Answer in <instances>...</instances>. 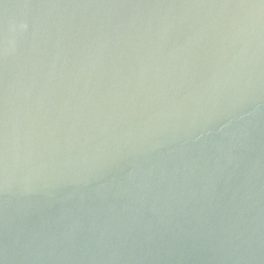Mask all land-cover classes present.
<instances>
[{
  "label": "water",
  "instance_id": "water-1",
  "mask_svg": "<svg viewBox=\"0 0 264 264\" xmlns=\"http://www.w3.org/2000/svg\"><path fill=\"white\" fill-rule=\"evenodd\" d=\"M0 264H264V0H0Z\"/></svg>",
  "mask_w": 264,
  "mask_h": 264
}]
</instances>
